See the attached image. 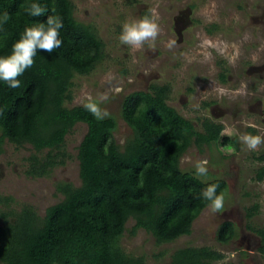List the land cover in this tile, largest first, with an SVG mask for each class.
<instances>
[{"label":"trees","instance_id":"16d2710c","mask_svg":"<svg viewBox=\"0 0 264 264\" xmlns=\"http://www.w3.org/2000/svg\"><path fill=\"white\" fill-rule=\"evenodd\" d=\"M32 3L44 9L42 15L32 16L22 7ZM74 9L71 0H0V17L5 13L10 17L0 25V57L11 55L26 27L46 24L49 16L63 23L61 47L51 53L38 49L33 66L17 77L19 88L0 80V144L5 139L17 146L30 144L36 153L28 157L26 172L42 177L65 163L66 136L74 126L79 122L88 126L78 147L79 186L59 181L57 190L64 197L43 217L31 206L0 209V264H147L143 256L121 246L130 218L135 219L131 233L143 228L158 243L171 242L190 234L194 220L208 206L204 189L217 184L219 195L227 188L222 178L205 181L182 170L180 158L192 143L199 148L213 143L237 146L236 137L223 135L224 125L210 119L198 130L192 119L168 103V84H152L149 91H134L124 98L122 118L133 136L123 148L114 138V117L97 120L83 105L66 106L73 98L75 74H89L104 49L94 27L78 20ZM226 70L223 67L220 73L223 82ZM45 149L40 157L38 152ZM259 159L264 160V153ZM256 178L264 179V166ZM12 199L0 195V203L9 205ZM258 210L257 203L249 207L248 217ZM234 226L224 221L218 241L229 242ZM255 231L261 240L258 251L264 255V226ZM224 258L213 248L188 246L173 252L169 263L156 264H213Z\"/></svg>","mask_w":264,"mask_h":264},{"label":"rangeland","instance_id":"374dc122","mask_svg":"<svg viewBox=\"0 0 264 264\" xmlns=\"http://www.w3.org/2000/svg\"><path fill=\"white\" fill-rule=\"evenodd\" d=\"M71 1L75 17L94 27L104 49L89 74H75L73 98L66 106L83 105L85 97L92 96L102 112L108 113L105 117L117 120L113 134L123 148L133 136V129L122 118L124 98L134 91H149L152 84H168V103L192 119L198 130H202L203 120L210 119L224 125L223 135L236 137L237 146L213 143L199 148L192 143L180 158L182 170L196 175V162L207 160L208 173L199 177L227 182L220 211L212 212L207 206L194 220L190 234L164 243H158L143 228L131 233L135 219L130 218L120 240L123 249L143 256L147 264L169 263L173 252L188 246H207L225 254L213 264H264V255L258 251L261 240L255 231L264 226V179L256 178L264 166V160L259 159L264 143L249 150L239 139L242 134L264 138V0ZM188 6L192 7V22L180 35L175 17ZM144 16L159 27L155 41L146 42L140 49L122 44L119 36L123 23ZM172 41L175 44L169 47ZM223 67L227 69L225 82L220 79ZM87 130L83 122L74 126L66 136L65 163L42 177L26 172L28 157L36 153L33 147L17 146L5 139L0 144V195L13 199L9 205L0 203V209L20 211L31 206L43 217L48 207L64 197L57 190L59 181L79 186L78 147ZM46 152L38 155L43 157ZM255 203L259 210L248 217V209ZM224 221L235 224V235L227 243L217 239Z\"/></svg>","mask_w":264,"mask_h":264},{"label":"clouds","instance_id":"9594fccd","mask_svg":"<svg viewBox=\"0 0 264 264\" xmlns=\"http://www.w3.org/2000/svg\"><path fill=\"white\" fill-rule=\"evenodd\" d=\"M22 7L32 16H40L44 12V9L36 3H32L30 6L22 5ZM9 19V14L5 13L0 17V25L6 24ZM62 27V21L55 16H49L46 24L38 23L26 27L19 41L12 46L11 55L0 57V80L6 82L10 88H19L21 82L17 77L33 66L34 57L38 49L51 53L54 49L61 47L62 40L59 39V30ZM158 34L159 27L157 23L148 16H144L137 21L123 23L119 40L122 44L129 45L134 49H140L146 42L155 41ZM174 44L175 41L170 42L169 47ZM117 91L120 90L117 89ZM224 91V89H219L221 94ZM85 101L83 107L92 113L97 120H102L108 115L107 112H102L99 103L92 96H86ZM239 139L249 150H256L259 145L264 143V138L259 135L242 134ZM207 164V160L196 162L195 168L198 176L207 175ZM218 187L219 185L217 184H211L202 191V197L209 202L208 207L212 212L220 211L224 204L225 194L221 192L217 195Z\"/></svg>","mask_w":264,"mask_h":264},{"label":"flooded vegetation","instance_id":"af4514ba","mask_svg":"<svg viewBox=\"0 0 264 264\" xmlns=\"http://www.w3.org/2000/svg\"><path fill=\"white\" fill-rule=\"evenodd\" d=\"M192 7L188 6L187 8L181 10L175 17V24L179 27V34L182 35L185 31L187 25L192 22L191 20Z\"/></svg>","mask_w":264,"mask_h":264}]
</instances>
